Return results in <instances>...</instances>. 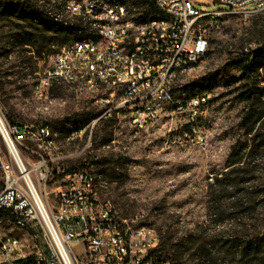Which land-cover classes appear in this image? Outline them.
Here are the masks:
<instances>
[{
    "label": "rangeland",
    "instance_id": "1",
    "mask_svg": "<svg viewBox=\"0 0 264 264\" xmlns=\"http://www.w3.org/2000/svg\"><path fill=\"white\" fill-rule=\"evenodd\" d=\"M82 1L101 5L121 0ZM125 1L136 10L134 0ZM195 1L207 8L211 0ZM44 15L54 19L52 14ZM8 24L23 26L26 21L0 18V116L6 126H16L25 134L49 122L56 151L66 156L52 163L49 190L69 172L87 167L97 176L102 197L113 200L122 217L138 215L143 224L157 230L161 258L183 264H241L233 242L264 234V92L250 110L244 95L249 81L240 63L246 46H264V16L224 17L210 26L206 59L176 85L181 99L209 95L194 123L188 120L191 111L165 107L156 123L142 130L130 124L124 110L105 114L109 106L99 101L100 93H76L62 81L48 85L53 103L45 112L32 87L52 68L62 46L55 41L24 45L16 41L12 35L16 31ZM257 68L255 92L264 88V58ZM14 140L26 163L36 160L26 149L39 150L36 141ZM8 160L0 132V192L2 162ZM5 237L17 238L22 252L7 255L0 243V264H32L43 248L40 239L36 242L29 230L3 213L0 238ZM72 247L84 256L82 241Z\"/></svg>",
    "mask_w": 264,
    "mask_h": 264
},
{
    "label": "built area",
    "instance_id": "2",
    "mask_svg": "<svg viewBox=\"0 0 264 264\" xmlns=\"http://www.w3.org/2000/svg\"><path fill=\"white\" fill-rule=\"evenodd\" d=\"M34 1L56 21L73 24L80 18L96 29L93 36L62 47L45 77L33 84V96L43 102V110L50 111L53 103L48 85L62 81L76 93H100L99 101L109 106L105 114L124 110L137 130L154 125L165 107L191 111L188 120L194 123L209 95L181 99L176 85L206 59L210 26L224 17L264 16V0H211L207 8L195 0H154L164 17L140 22L129 15L127 4L118 1L101 5ZM255 47L250 44L244 51ZM0 132L10 154V160L2 162L0 211L29 230L36 242L42 241L32 264H183L158 255L157 230L143 224L138 215L122 217L113 200L102 197L98 178L87 167L69 172L49 190L52 163L66 157L56 151L50 124L29 128L25 134L16 126H6L0 116ZM26 137L39 147H26L36 157L27 163L14 140ZM79 241L85 246L82 258L72 247ZM0 243L7 255L22 252L17 238H0Z\"/></svg>",
    "mask_w": 264,
    "mask_h": 264
},
{
    "label": "trees",
    "instance_id": "3",
    "mask_svg": "<svg viewBox=\"0 0 264 264\" xmlns=\"http://www.w3.org/2000/svg\"><path fill=\"white\" fill-rule=\"evenodd\" d=\"M118 2L127 4L128 1L121 0ZM132 6L136 10L128 7V13L138 22L164 17L154 0H134ZM33 14H38V17H31ZM28 16L32 19H29ZM0 18L26 21L23 26L13 27L12 24L8 25L9 30L14 29L16 31L12 34L16 41L31 47H37L41 44L49 45L54 41L65 47L83 38L91 37L96 32L91 24L87 22V26L83 21L64 24L52 18H47L44 12L37 8L36 2L32 0H0ZM260 58H264V52L257 58H253L252 52H249L240 59V63L243 64L244 77L249 81V87L244 95L250 110H254L264 92V88L258 92H255L252 88V85L256 84L255 77ZM244 120L248 121L249 119L245 117ZM45 123L49 124V122ZM3 213L9 215L8 212L0 211V216ZM231 246L239 249L241 264H264V234H256L245 242H233ZM158 255L161 257L160 252H158ZM233 262L231 261V263Z\"/></svg>",
    "mask_w": 264,
    "mask_h": 264
},
{
    "label": "water",
    "instance_id": "4",
    "mask_svg": "<svg viewBox=\"0 0 264 264\" xmlns=\"http://www.w3.org/2000/svg\"><path fill=\"white\" fill-rule=\"evenodd\" d=\"M264 52V47L260 46L252 50V57L257 58Z\"/></svg>",
    "mask_w": 264,
    "mask_h": 264
}]
</instances>
